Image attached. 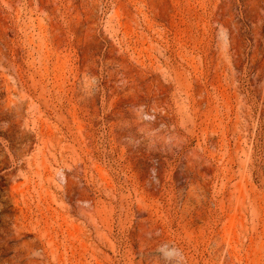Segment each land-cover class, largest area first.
I'll list each match as a JSON object with an SVG mask.
<instances>
[{
    "label": "rangeland",
    "instance_id": "374dc122",
    "mask_svg": "<svg viewBox=\"0 0 264 264\" xmlns=\"http://www.w3.org/2000/svg\"><path fill=\"white\" fill-rule=\"evenodd\" d=\"M0 264H264V0H0Z\"/></svg>",
    "mask_w": 264,
    "mask_h": 264
},
{
    "label": "clouds",
    "instance_id": "9594fccd",
    "mask_svg": "<svg viewBox=\"0 0 264 264\" xmlns=\"http://www.w3.org/2000/svg\"><path fill=\"white\" fill-rule=\"evenodd\" d=\"M159 251H160V254L165 261L173 260L174 254H175V256H179V253L176 252L175 249H169V247L167 245L162 246Z\"/></svg>",
    "mask_w": 264,
    "mask_h": 264
},
{
    "label": "bare ground",
    "instance_id": "6f19581e",
    "mask_svg": "<svg viewBox=\"0 0 264 264\" xmlns=\"http://www.w3.org/2000/svg\"><path fill=\"white\" fill-rule=\"evenodd\" d=\"M262 111V110H261Z\"/></svg>",
    "mask_w": 264,
    "mask_h": 264
}]
</instances>
